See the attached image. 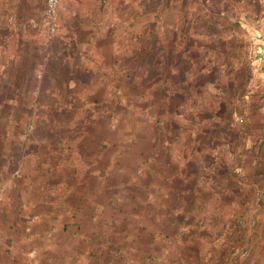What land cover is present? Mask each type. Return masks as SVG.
Instances as JSON below:
<instances>
[{
  "label": "crops",
  "instance_id": "crops-1",
  "mask_svg": "<svg viewBox=\"0 0 264 264\" xmlns=\"http://www.w3.org/2000/svg\"><path fill=\"white\" fill-rule=\"evenodd\" d=\"M147 1L59 0L48 38L26 28L45 0H0V264H264V16L246 27L260 83L242 95L252 102L242 131L253 136L237 148L183 142L173 156L129 125L145 112L138 86L149 87L138 77L152 66L138 60L153 32ZM195 26L180 32L197 46L176 61L179 98L219 85L211 58L188 73L202 48ZM163 60L153 68L172 64ZM32 117L36 130L41 119L65 131L48 142L49 162L33 140L32 152L10 155L12 120Z\"/></svg>",
  "mask_w": 264,
  "mask_h": 264
},
{
  "label": "rangeland",
  "instance_id": "rangeland-1",
  "mask_svg": "<svg viewBox=\"0 0 264 264\" xmlns=\"http://www.w3.org/2000/svg\"><path fill=\"white\" fill-rule=\"evenodd\" d=\"M141 9L149 12L145 27L153 32L148 39L140 41L138 47L143 51L138 53V60L140 65L149 61L152 66H149V70L138 72L141 83L149 85L138 86V95L144 93L136 99V103L145 107V112L139 111L141 116L138 121L132 122L130 119L129 125L135 124L141 139L149 135L156 144H171L173 156L178 154V144L183 142L196 141L205 146L233 143L236 148L240 147L243 138L253 136L246 133V130L242 131V117L245 116L242 111L246 104H252L243 102L242 95L253 91L260 83L249 65L253 57L249 52L257 45L256 38L251 31H246V27L254 24L253 21L260 15L264 16V0H149L146 5H141ZM195 24L201 32L198 39L202 48L197 54L192 52L190 60L193 66L188 73L193 76L195 69L211 58L217 69L210 78L217 80L219 85L207 86L199 97L189 94L179 98V93L183 94L186 90L180 86L184 80L176 61L185 44L189 47L197 46L194 36L192 40L187 38L184 42L180 32L186 27L194 35ZM192 49L195 50L194 47ZM166 56L171 58L172 63L168 68H153L157 57L162 64ZM247 83L251 85L249 89L246 88ZM40 86L33 84L28 88L33 91L35 88L40 89ZM31 110L33 112L34 108ZM232 112H235L236 117L233 118ZM146 113L149 114L148 119L144 117ZM33 121V117L22 119L20 123L12 120L11 124L20 126V132L18 142L14 140L11 144L10 155L17 161L27 151L32 152L33 149H27V144L33 140L40 142L41 147L45 145L43 148L38 146V155L44 151L42 158L49 162L53 151L48 142L60 138L65 131L52 130L51 125L48 126L41 119L38 123L43 124L45 130H41L39 125L36 130ZM146 130L151 133L148 134ZM62 137H70V140L74 138L68 134ZM40 138L48 140L44 142ZM221 154L220 158L225 159V153L221 151Z\"/></svg>",
  "mask_w": 264,
  "mask_h": 264
},
{
  "label": "built area",
  "instance_id": "built-area-1",
  "mask_svg": "<svg viewBox=\"0 0 264 264\" xmlns=\"http://www.w3.org/2000/svg\"><path fill=\"white\" fill-rule=\"evenodd\" d=\"M59 6V0H45L43 9L38 21H28L26 28L32 30H42L50 38L56 30V12Z\"/></svg>",
  "mask_w": 264,
  "mask_h": 264
}]
</instances>
